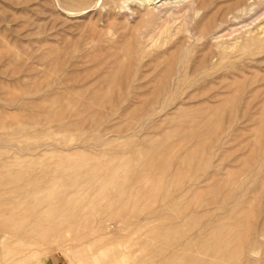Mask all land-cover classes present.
<instances>
[{"label":"rangeland","instance_id":"1","mask_svg":"<svg viewBox=\"0 0 264 264\" xmlns=\"http://www.w3.org/2000/svg\"><path fill=\"white\" fill-rule=\"evenodd\" d=\"M122 1L0 0V264H264V2Z\"/></svg>","mask_w":264,"mask_h":264},{"label":"bare ground","instance_id":"2","mask_svg":"<svg viewBox=\"0 0 264 264\" xmlns=\"http://www.w3.org/2000/svg\"><path fill=\"white\" fill-rule=\"evenodd\" d=\"M133 2L135 1V0H132ZM136 1H138L139 2V4H144L145 6H147V7H149V9L147 10V12L145 13L146 14V16H147V18H146V24H148L149 26H151L152 24H154V22H156V21H158V19H159V21H160V19H161V17L162 18H164L163 17V15L165 16V14H166V18H167V14H169V12H171V10H172V12H173V7H175L174 5L176 4V1L175 2H171V0H136ZM178 2L177 3H180L179 2V0H177ZM182 1V0H181ZM184 1V0H183ZM182 1V2H183ZM238 1V0H237ZM255 1V0H254ZM253 1V3L252 4H249L248 2V4L247 3H245L246 4V7H243V5H241V4H239V6L241 7H243L244 8V11H243V8L240 10V11H243L244 13H239V14H241L242 15V17H243V14H245V10L247 9L248 10V12L250 13V11H254L255 10V12H257V14H258V16H257V14H256V16L257 17H259L260 15H259V11H256L257 9H259V3H255ZM258 1V0H257ZM126 2H127V0H123L122 1V5L123 6H121L120 8L121 9H124L125 7H127V6H124V4H126ZM137 2V3H138ZM185 2V1H184ZM236 2V1H235ZM245 2H246V0H245ZM249 2H250V0H249ZM264 1L262 0L261 1V3H263ZM114 3V2H113ZM160 3V4H159ZM242 4H244L243 2H241ZM109 3L107 2V5H108ZM157 4H159V6L157 5ZM174 4V5H173ZM185 4H186V2H185ZM192 5H190V7H192L193 6V3H191ZM264 4V3H263ZM72 5V4H71ZM111 4H109V6H110ZM157 5V6H156ZM173 5V6H172ZM249 5V6H248ZM142 6V5H141ZM184 6V5H183ZM186 6V5H185ZM235 6V5H234ZM245 6V5H244ZM178 7V6H177ZM231 7H232V5H231ZM261 7V6H260ZM176 8V7H175ZM186 8V7H185ZM187 8L189 9V7H188V5H187ZM264 9V8H263ZM262 8H261V10H263ZM190 10V9H189ZM231 10H232V8H231ZM246 10V11H247ZM238 11H239V9H238ZM110 12V11H109ZM229 12V11H228ZM227 13V12H226ZM230 13V12H229ZM253 13V12H252ZM111 14V12L109 13V15ZM233 14V13H232ZM248 14V13H247ZM260 14H261V12H260ZM263 14V13H262ZM261 14V15H262ZM231 15V14H230ZM240 15V16H241ZM250 15V14H249ZM252 15V14H251ZM224 16V15H223ZM222 16V18H224ZM235 17L236 16H238V14L237 15H234ZM245 16V15H244ZM253 16V15H252ZM255 16V15H254ZM253 16V17H254ZM186 17V16H185ZM226 17V16H225ZM250 19L251 18V20H249L248 18ZM140 18V17H139ZM142 18V17H141ZM144 18V17H143ZM142 18V19H143ZM245 18H247V20H243L244 21V23L245 22H247V23H250L249 21H252V17L250 16H248V15H246V17ZM255 18V17H254ZM187 19H188V17H187ZM221 19V18H220ZM228 19V18H227ZM234 19H236V18H234ZM163 20V19H162ZM256 20V19H255ZM229 21V20H228ZM241 23V22H240ZM243 23V22H242ZM158 24H160V22L158 23ZM231 24V23H230ZM235 24H237V22L235 23ZM239 24V23H238ZM243 25V24H242ZM246 25V24H245ZM250 25V24H249ZM146 26V25H145ZM144 26V27H145ZM244 26V25H243ZM262 26V25H261ZM138 27V26H137ZM141 27V26H140ZM231 27V26H230ZM234 27H236V26H234ZM242 27V26H241ZM142 28V27H141ZM151 28V27H150ZM239 28H240V26H239ZM146 29V28H145ZM149 29V28H148ZM229 29H231V28H229ZM232 29H233V26H232ZM236 28H234V30H235ZM242 29V28H241ZM261 29L263 30L264 28L263 27H261ZM137 30H135V32H136ZM151 31V30H150ZM253 31V30H252ZM134 32V31H133ZM144 32H145V30H144ZM248 32V31H247ZM254 32V31H253ZM141 33H143V32H141ZM146 33V35L148 36V34L149 33H151V32H149L148 30L145 32ZM154 33V32H153ZM236 33V32H235ZM252 34V33H251ZM250 34V35H251ZM262 34V32L260 31L259 32V30L257 31V33L256 34H254V37L253 38H251V39H254V40H258L259 39V37H260V35ZM135 35V34H134ZM141 38V37H140ZM151 38V37H150ZM147 40V39H146ZM262 40V39H261ZM251 41V40H250ZM260 42V41H259ZM259 42H257V43H259ZM252 44H254V43H252ZM240 46V45H239ZM257 46V45H256ZM252 48V47H251ZM257 48H258V46H257ZM256 48V49H257ZM240 49H242V48H240ZM258 50V49H257ZM256 50V51H257ZM262 51V50H261ZM236 52V51H235ZM253 52V51H252ZM238 53V52H237ZM241 53V52H240ZM262 53V52H261ZM222 54V53H221ZM220 54V55H221ZM224 54V53H223ZM235 54V53H234ZM237 55V54H236ZM249 56V55H248ZM238 57V56H237ZM134 72V71H133ZM167 84V83H166ZM167 86V85H166ZM165 87V86H164ZM55 94V93H54ZM44 98V97H43ZM55 98V97H54ZM43 100V99H42ZM46 100V99H45ZM47 100H50V99H47ZM32 102V101H31ZM44 102V101H43ZM37 103V102H36ZM44 103H46V102H44ZM39 104H40V102H39ZM36 105V104H35ZM60 106V105H59ZM36 108V107H35ZM34 108V109H35ZM65 108V107H64ZM30 109V108H29ZM36 110V109H35ZM41 111V110H40ZM39 111V112H40ZM43 111V110H42ZM64 111V110H63ZM65 112V111H64ZM37 114V113H36ZM47 114H48V112H47ZM50 114V113H49ZM61 115V114H60ZM64 116V115H63ZM57 117V116H56ZM60 118H61V116H60ZM36 119H37V117H36ZM41 119V118H40ZM33 121H34V119H33ZM57 122V121H56ZM50 123V122H49ZM68 126V125H67ZM66 126V127H67ZM68 128V127H67ZM70 128V127H69ZM49 132V131H48ZM262 150H260V152H261ZM55 152V151H54ZM74 152V151H73ZM259 152V153H260ZM263 152V151H262ZM261 152V153H262ZM66 153H68V152H66ZM259 153H258V155H259ZM260 153V154H261ZM262 157V156H261ZM260 158V157H259ZM88 160V159H87ZM89 161V160H88ZM91 161H93V160H91ZM96 161V160H95ZM24 162V161H23ZM250 162V161H249ZM72 163V162H71ZM90 163V162H89ZM246 164V163H245ZM68 165V164H67ZM75 165V164H74ZM73 165V166H74ZM54 166H56V165H54ZM65 166V165H64ZM248 166V165H247ZM75 167V166H74ZM88 168V167H87ZM251 168V167H250ZM255 168V167H254ZM264 169V168H263ZM115 170V169H114ZM256 170V169H255ZM94 171V170H93ZM75 172V171H74ZM93 173V172H92ZM114 173V172H113ZM246 177L248 178L249 176H250V172H248V171H246ZM100 175V174H99ZM102 175V174H101ZM108 175V174H107ZM68 176V175H67ZM20 177V176H19ZM19 177H18V180H19ZM82 177H84V176H82ZM95 177V176H94ZM93 177V179H95ZM101 177H104V175L103 176H101ZM106 177V176H105ZM9 179V178H8ZM17 179V178H16ZM97 179H98V177H97ZM97 179H96V181H97ZM103 179V178H102ZM108 178L106 177V180H107ZM111 179H113V178H111ZM73 180V179H72ZM85 180V179H84ZM259 180V179H258ZM8 181V180H7ZM90 181V180H89ZM102 182H103V180H101ZM108 181L110 182V179H108ZM53 182V181H52ZM71 182V181H70ZM99 182V181H98ZM105 182V181H104ZM263 182V181H262ZM8 183V182H7ZM11 183V182H10ZM59 183V182H58ZM67 183V182H66ZM81 183V182H80ZM79 183V184H80ZM101 183V182H100ZM50 184H52L51 182H50ZM69 184V183H68ZM67 184V185H68ZM109 184V183H108ZM107 184V185H108ZM24 185V184H23ZM73 185V184H72ZM84 185V184H83ZM102 185V184H101ZM31 186V185H30ZM43 186V185H42ZM61 186H63L62 185V183H61ZM259 186V185H258ZM107 187H110V185L109 186H107ZM261 187V186H260ZM35 188H37V187H35ZM72 188V187H71ZM71 188H70V190H71ZM77 188H79V187H77V185H76V189ZM86 189H87V185H86V187H85ZM101 189H102V187H100ZM39 189H40V187H39ZM63 189H65V188H63ZM62 189V190H63ZM68 189V188H67ZM66 189V190H67ZM82 189V188H81ZM43 190V189H42ZM47 190V189H46ZM70 190H68V191H70ZM259 190V189H258ZM28 191V190H27ZM37 191V190H36ZM65 191V190H64ZM74 191H77V190H74ZM254 191V190H253ZM30 192V191H29ZM51 192V191H50ZM57 192V191H56ZM66 192V191H65ZM72 192V191H71ZM44 193H46V192H44ZM97 193V192H96ZM54 194V193H53ZM53 194H52V196H51V198L50 199H54V197H53ZM32 195V194H31ZM46 195V194H45ZM47 195H48V193H47ZM46 195V196H47ZM50 195V194H49ZM30 196V195H29ZM45 196V197H46ZM70 196V195H69ZM96 196V195H95ZM115 196V198H117L118 196H116V195H114ZM35 197L36 198H34V199H36L37 201H38V203H39V201H42L44 198H42V196H40V193L37 191L36 193H35ZM48 197V196H47ZM53 197V198H52ZM253 197V196H252ZM31 198H33V197H31ZM68 198V197H67ZM50 199H48V201L50 200ZM62 199V198H61ZM25 200H26V198H25ZM30 200V199H29ZM45 201V200H44ZM253 201H256L254 198L252 199V200H249V202L247 203V206L245 207V209L248 211V208H250V206H251V204H252V202ZM69 202V201H68ZM71 202H72V199H71ZM75 202V201H74ZM23 203V202H22ZM30 203V202H29ZM33 203V202H32ZM79 203V202H78ZM56 204V203H55ZM58 204V203H57ZM80 204V203H79ZM40 205V204H39ZM48 205V204H47ZM60 205V204H59ZM76 205H77V203H76ZM85 205V204H84ZM57 206V205H56ZM82 206V205H81ZM86 206V208H88V206L87 205H85ZM92 206H93V204H92ZM39 207V206H38ZM89 207H91V206H89ZM254 207V206H253ZM256 207H257V205H256ZM255 207V208H256ZM42 208V207H41ZM44 208H45V206H44ZM49 208V207H48ZM50 208H51V206H50ZM49 208V209H50ZM70 208V207H69ZM81 208H83V206L82 207H80V208H77V210L79 211ZM92 208V207H91ZM90 208V209H91ZM94 208V207H93ZM48 209V210H49ZM71 209V208H70ZM95 209V208H94ZM85 210V209H84ZM83 210V211H84ZM38 211V210H37ZM45 211V210H44ZM76 211V210H75ZM252 211V210H251ZM29 212V211H28ZM60 212H61V210H60ZM93 212H95L94 210L93 211H91V213H93ZM37 213V212H36ZM50 213V212H49ZM82 213H84V212H82ZM81 213V214H82ZM88 212H87V209H86V214H87ZM45 214V213H44ZM66 214H67V212H66ZM76 214H77V212H76ZM75 214V215H76ZM43 215V214H42ZM46 215V214H45ZM82 215H84V214H82ZM37 216H39V215H37ZM62 216V215H61ZM72 216V214L70 215V217ZM73 216H74V214H73ZM73 216L71 217L72 219H74L75 220V218L77 217V215L75 216V218H73ZM256 216V215H255ZM259 216V215H258ZM41 217V216H40ZM70 217L68 216V218L69 219H67V220H69L68 222H70V220H72V219H70ZM38 218V217H37ZM45 218H48V217H45ZM249 218H250V215H249V213H246V216H245V218L243 219V223H237V224H235L234 222H233V218H230V221L232 220V222H230V224H232V223H234L233 225H229V226H227L226 228H224L223 230H220L219 232H221L222 233V236H223V238L219 235V234H215V236H214V243H215V245H214V249L215 250H225V253H224V257H225V262L227 263V264H241V261H242V257H243V255H244V247L245 246H247L248 244H249V242H250V240H251V238H253V236L251 237V235L249 234L250 233V225H249ZM41 219V218H40ZM43 219V218H42ZM51 219V218H50ZM56 219V218H55ZM61 219H62V217H61ZM78 219V218H77ZM76 219V220H77ZM86 219V218H85ZM254 219V218H253ZM256 219V218H255ZM36 220V219H35ZM63 220V219H62ZM75 220V221H76ZM18 221V220H17ZM20 221V220H19ZM54 221V220H53ZM87 220H85V222H86ZM59 222H60V220H59ZM62 222V221H61ZM8 223V222H7ZM56 224H57V222H56ZM64 224H66V223H64ZM71 224V223H70ZM85 224V223H84ZM14 225V224H13ZM9 226V225H8ZM43 226V225H42ZM65 225H63V227H64ZM69 226V225H68ZM66 227H67V225H66ZM57 229V228H56ZM60 229H62V226H61V228ZM65 229V228H64ZM261 228H259V230H260ZM46 230V229H45ZM58 230V229H57ZM253 230V229H252ZM258 230V231H259ZM38 232V231H37ZM64 232V231H63ZM68 232H70V231H68ZM67 232V233H68ZM66 233V234H67ZM43 234V233H42ZM48 234V233H47ZM51 234V233H50ZM60 235V234H59ZM214 235V234H213ZM62 236V235H61ZM62 238V237H61ZM60 238V239H61ZM63 238H65V237H63ZM66 240H67V238H66ZM163 240V239H162ZM167 240V238H165V240L164 241H166ZM184 240V239H183ZM216 240V241H215ZM170 241V240H169ZM252 241V240H251ZM66 241H64V243H65ZM43 243V242H42ZM46 243V242H45ZM44 243V244H45ZM63 243V244H64ZM70 243V242H69ZM164 243V242H163ZM162 243V244H163ZM50 244H51V242H50ZM179 244V243H178ZM195 244V243H194ZM43 245V244H42ZM165 245V244H164ZM59 246V245H58ZM68 246V245H67ZM66 247V246H65ZM165 247H168V246H165ZM46 249V248H45ZM67 249V248H66ZM246 249V248H245ZM160 250V249H159ZM219 250V251H220ZM254 250V249H253ZM33 251V250H32ZM44 251V250H43ZM107 251V250H106ZM248 251H251V250H248ZM41 252V251H40ZM62 252V251H61ZM64 252H65V249H64ZM102 252V254L101 255H105V253H107V252H105L104 254H103V251H101ZM100 251H99V253H101ZM35 253H36V250H35ZM41 253H39V255H40ZM51 254V253H50ZM217 254V253H216ZM252 254V252H249V255H251ZM61 255V254H60ZM182 255V254H181ZM209 255V254H208ZM248 255V256H249ZM33 256V255H32ZM36 256V255H35ZM179 257V256H178ZM200 257H201V255H200ZM215 257V256H214ZM39 258V257H38ZM250 258V257H249ZM92 259V258H91ZM245 259V258H244ZM166 260V259H165ZM173 260V259H172ZM172 260H171V262H172ZM169 261H170V259H169ZM174 261V260H173ZM222 261V260H221ZM224 261V260H223ZM249 261V260H248ZM253 261V260H252ZM260 261V260H259ZM95 262V261H94ZM192 262V261H191ZM243 262H245V260L243 261ZM89 263V262H88ZM190 263V262H189ZM219 263V262H218ZM251 263V262H250ZM71 264V263H70ZM120 264V263H119Z\"/></svg>","mask_w":264,"mask_h":264}]
</instances>
